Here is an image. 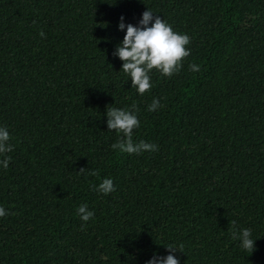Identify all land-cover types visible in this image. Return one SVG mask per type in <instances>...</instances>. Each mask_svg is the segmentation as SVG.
Returning <instances> with one entry per match:
<instances>
[{
	"label": "trees",
	"instance_id": "16d2710c",
	"mask_svg": "<svg viewBox=\"0 0 264 264\" xmlns=\"http://www.w3.org/2000/svg\"><path fill=\"white\" fill-rule=\"evenodd\" d=\"M148 8L191 55L140 95L113 53ZM133 104L157 151L111 147L107 106ZM0 126V264H146L169 244L180 264H264V0H0Z\"/></svg>",
	"mask_w": 264,
	"mask_h": 264
},
{
	"label": "clouds",
	"instance_id": "9594fccd",
	"mask_svg": "<svg viewBox=\"0 0 264 264\" xmlns=\"http://www.w3.org/2000/svg\"><path fill=\"white\" fill-rule=\"evenodd\" d=\"M118 27L122 31L126 28V34L113 55L123 61L121 70L130 77L131 87L135 88L140 95L151 91L150 73L153 70L158 71L162 76L171 77L181 71L185 59L191 55V50L187 47L191 43L190 37L175 31L170 23L161 16L154 15L149 8L142 13L139 25L125 24L124 17L121 16ZM40 36L44 37L45 33L41 31ZM189 69L198 72L200 66L191 63ZM161 106L159 99L154 98L148 106V111H155ZM137 111L138 108L135 104L132 105L131 109L107 106L108 130H115L122 134L111 147L120 153L140 154L145 151L158 150L155 144L143 140L134 142V129L140 126V120L136 115ZM9 140V131L6 127L0 126V155H4L0 164L4 168L8 167L11 159L5 154L13 150V146L8 143ZM79 170L82 172L84 168ZM90 174L99 175L95 171ZM92 188L105 195L116 191L114 182L110 178H104L99 185H92ZM5 215H7L6 210L0 206V217ZM77 215L86 222L94 216V212L88 209L87 204H82L77 208ZM230 224L232 239L239 240L242 250L252 254L256 250V240L251 238V229H238L235 220H232ZM166 247L169 250L168 255H154L146 261V264H180V260L174 253L177 251L184 252L183 244L179 246L169 244Z\"/></svg>",
	"mask_w": 264,
	"mask_h": 264
}]
</instances>
